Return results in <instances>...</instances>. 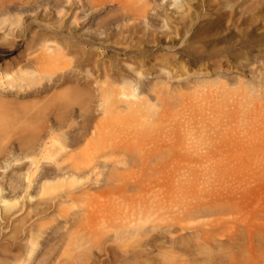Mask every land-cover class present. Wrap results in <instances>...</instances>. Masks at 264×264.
<instances>
[{
  "label": "rangeland",
  "instance_id": "374dc122",
  "mask_svg": "<svg viewBox=\"0 0 264 264\" xmlns=\"http://www.w3.org/2000/svg\"><path fill=\"white\" fill-rule=\"evenodd\" d=\"M0 72V264H263L264 0H0Z\"/></svg>",
  "mask_w": 264,
  "mask_h": 264
},
{
  "label": "bare ground",
  "instance_id": "6f19581e",
  "mask_svg": "<svg viewBox=\"0 0 264 264\" xmlns=\"http://www.w3.org/2000/svg\"><path fill=\"white\" fill-rule=\"evenodd\" d=\"M90 2V1H89ZM84 4V2H82V5ZM3 12V11H2ZM68 24V23H67ZM58 32V31H57ZM64 34V33H63ZM127 34V33H126ZM47 37H50V35H47ZM55 37H56V35H55ZM79 39V38H78ZM79 41V40H78ZM105 42V41H104ZM95 43V42H94ZM97 44V43H96ZM6 46V45H5ZM100 46V45H99ZM8 48V47H7ZM52 49V48H51ZM51 49L49 50V51H51ZM129 49V48H128ZM193 49V48H192ZM84 54H87L88 53V51H84L83 49H80ZM99 50V49H98ZM78 51V50H77ZM194 51V50H193ZM107 52V51H106ZM191 52V51H190ZM197 52V51H196ZM81 53V52H80ZM194 53V52H193ZM203 53V52H202ZM90 54H92V52H90ZM89 54V55H90ZM191 54V53H190ZM203 55V54H202ZM202 55H200V56H202ZM118 56V55H117ZM137 56V55H136ZM193 57V56H192ZM119 58V57H118ZM193 58H195L196 59V57H193ZM14 59V58H13ZM16 59V58H15ZM204 59V58H203ZM197 60H199V58L197 59ZM17 63V59L15 60V61H13V62H5V69L6 70H9V69H11L12 68V65H14V64H16ZM140 65H141V63H139ZM95 66V65H94ZM95 68V67H94ZM98 71V70H97ZM118 72V71H117ZM23 73H26V71L25 72H23ZM13 74V73H12ZM11 74V75H12ZM1 75H3V73L2 72H0V76ZM11 75H7V76H11ZM5 77V78H9V77ZM69 77H67V76H63V77H60V79L59 80H57V82H53L51 85H49L48 87H47V91L48 90H51L53 87H56V85L57 84H59V85H62V84H64V83H66V82H68V81H70L71 79H77L78 81H80V78H79V76H77V75H75V77L73 76V75H68ZM138 76H140L139 74H138ZM1 79V78H0ZM2 81V80H1ZM130 81V80H129ZM84 82V81H83ZM85 83L87 84V86H91V85H93L92 83H93V80L92 79H90V77H88L87 78V80L85 81ZM131 83H132V81H131ZM131 83H129V84H131ZM134 83V82H133ZM124 85V84H121V87H120V85H119V87L118 88H120L121 90H122V92L121 93H123L124 95V97H125V95H126V99H128V96H132V95H135V96H137L138 95V92H137V88H135V87H133L132 88V85L130 86V85ZM107 86V85H106ZM129 86V87H128ZM116 87V86H115ZM131 89V90H130ZM128 90H130V92H127ZM40 91H38L37 93H39ZM43 92H46L45 90H43ZM92 94V93H91ZM28 95H31V94H29V93H27L26 94V96H28ZM2 97V96H1ZM30 97V96H29ZM32 97V96H31ZM145 97H147V96H145ZM136 98V97H135ZM135 98H134V100H135ZM140 98H143L144 99V97H141L140 96ZM131 99H133V98H131ZM137 101H138V98L136 99ZM140 100V99H139ZM146 100H147V98H146ZM195 102V101H194ZM216 102V101H215ZM131 103V102H130ZM208 104H209V101H208ZM135 105V104H134ZM203 105H204V103H203ZM209 107V106H208ZM199 109V108H198ZM201 110V109H200ZM199 110V111H200ZM80 111H82V110H80ZM203 111V110H202ZM177 112V111H176ZM181 113H182V111H181ZM185 113H188L187 111L185 112ZM192 113H193V111H192ZM80 115H82V114H80ZM176 115V114H175ZM188 116V115H187ZM202 116V115H201ZM200 116V117H201ZM82 117V116H81ZM242 117V116H241ZM58 117H56V119H57ZM254 118H255V116H254ZM196 119V118H195ZM242 119V118H241ZM190 120H191V118H190ZM245 120H246V118H245ZM250 120V119H249ZM181 121H182V119H181ZM251 121V120H250ZM61 122V121H60ZM241 122H243V121H241ZM257 122V121H256ZM243 123H245V122H243ZM183 130V129H182ZM58 133H60V132H58ZM86 133V131H84L83 132V134H85ZM193 133V132H192ZM82 134V135H83ZM55 136V135H54ZM54 136H52V137H54ZM59 136V137H58ZM58 136H55L56 138L58 137V138H61L60 137V135H58ZM190 136H191V134H190ZM192 137H194V135L192 136ZM81 138V134H78L76 137H75V139H74V142L75 143H77L78 141H79V139ZM187 138H188V135H187ZM186 138V139H187ZM55 139V138H54ZM54 144V143H53ZM52 144V148H53V145ZM1 147V146H0ZM51 147V146H50ZM52 148L50 149V150H52ZM48 149V150H49ZM44 150V149H43ZM66 177H68V175L66 176ZM70 177H73V175L71 174V176ZM62 179V178H61ZM60 179V180H61ZM66 179V178H65ZM58 180V179H57ZM59 180V181H60ZM51 181V180H50ZM30 182V181H29ZM28 182V185L30 186V183ZM47 182V181H46ZM11 184V183H10ZM42 184H43V182H42ZM46 184H48V183H46ZM45 184V185H46ZM27 185V186H28ZM29 186L28 187H26V188H29ZM42 186V185H41ZM44 186V185H43ZM1 187V186H0ZM1 189V188H0ZM14 189H12V191H13ZM1 193V192H0ZM7 200V199H6ZM3 202H4V200H3ZM3 202L1 203L0 202V204H3ZM7 203H11L10 201H7ZM4 204H6V201L4 202ZM18 246V245H17ZM2 250V249H1ZM0 250V255H1V251ZM32 250V249H31ZM30 250V251H31ZM33 252V251H32ZM32 252L29 254V256L31 255L32 256ZM4 254H5V256L6 257H8V258H11V259H13V260H16L17 261V263L16 264H18L19 262H20V259H21V255H22V250H20V248H18V247H14L13 249H10V250H5V252H4ZM262 253H259V252H257V251H250L249 252V254H247V255H245V258H244V260H243V262L245 261L246 263H250L251 261H252V256L254 255L255 257H257V256H260ZM28 260H31L30 258H28L27 259V261ZM19 261V262H18ZM21 261L23 262V258L21 259ZM22 262H20L19 264H22ZM24 264V263H23ZM25 264H27V262L25 263ZM263 264H264V262H263Z\"/></svg>",
  "mask_w": 264,
  "mask_h": 264
}]
</instances>
